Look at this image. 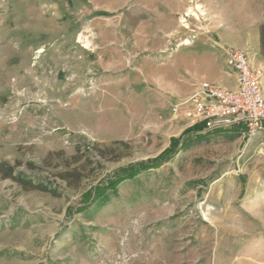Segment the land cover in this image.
Wrapping results in <instances>:
<instances>
[{
    "label": "rangeland",
    "instance_id": "374dc122",
    "mask_svg": "<svg viewBox=\"0 0 264 264\" xmlns=\"http://www.w3.org/2000/svg\"><path fill=\"white\" fill-rule=\"evenodd\" d=\"M263 22L264 0H0V162L57 193L0 177V264H264V131L167 120L226 48L261 69Z\"/></svg>",
    "mask_w": 264,
    "mask_h": 264
},
{
    "label": "built area",
    "instance_id": "2783aa9c",
    "mask_svg": "<svg viewBox=\"0 0 264 264\" xmlns=\"http://www.w3.org/2000/svg\"><path fill=\"white\" fill-rule=\"evenodd\" d=\"M224 56L236 75L237 89L204 80L171 105L167 120L202 126V134L238 129L243 140H253L264 131V69L253 67L248 54L238 48H226Z\"/></svg>",
    "mask_w": 264,
    "mask_h": 264
},
{
    "label": "trees",
    "instance_id": "16d2710c",
    "mask_svg": "<svg viewBox=\"0 0 264 264\" xmlns=\"http://www.w3.org/2000/svg\"><path fill=\"white\" fill-rule=\"evenodd\" d=\"M260 35H261L262 51L264 54V22L260 28ZM202 128H203L202 126L196 125L194 127L187 129V132L197 133V135L195 136V139L197 140V142H200L203 139H205L204 135L202 133H199V131H201ZM115 144L123 145L124 142H116ZM178 144H179V140L173 139V143H172L173 146H171L169 149L164 151L159 157L149 160V161L138 162V163H133L129 165L127 168L123 169L119 175H117L118 176L117 179L119 181L117 180L116 182H112L111 188H113L114 190V187H116L119 182H122L127 179H133L137 174L141 173L144 170L156 168L163 162V160L168 161L169 158H171V156L169 155L172 153V149L174 147H177ZM190 145L191 143H186L183 145V147L186 149ZM112 150L113 149L111 147H106L103 149L97 148V152L102 158H107L108 156L107 154L111 152ZM17 167L18 166L12 165L8 162H0V177L4 180L9 179L17 183L25 190H39V191L51 193L55 196L57 195V193L51 187L43 183H35L31 179L26 178L22 172L17 171ZM76 176L77 175L73 171H69L62 175V179L69 181V180L78 178V176L77 177ZM106 190L107 189H101V188L100 189L97 188L95 190L96 197L103 202H105L106 200V192H105Z\"/></svg>",
    "mask_w": 264,
    "mask_h": 264
},
{
    "label": "crops",
    "instance_id": "0c3cea01",
    "mask_svg": "<svg viewBox=\"0 0 264 264\" xmlns=\"http://www.w3.org/2000/svg\"><path fill=\"white\" fill-rule=\"evenodd\" d=\"M257 66L264 69V59L260 61ZM213 82H216L223 87L237 89L236 75L232 72L228 73L226 77L214 80Z\"/></svg>",
    "mask_w": 264,
    "mask_h": 264
},
{
    "label": "bare ground",
    "instance_id": "6f19581e",
    "mask_svg": "<svg viewBox=\"0 0 264 264\" xmlns=\"http://www.w3.org/2000/svg\"><path fill=\"white\" fill-rule=\"evenodd\" d=\"M197 9L201 10V7L198 6ZM190 15H193V10L192 9L188 10V14L185 17H189ZM194 15H197V14H194ZM201 15H204V14H202V11H201ZM184 27L187 28L186 25H184ZM190 44H191L190 41H186L185 43H183V45H186V46H189ZM86 46H88V44Z\"/></svg>",
    "mask_w": 264,
    "mask_h": 264
}]
</instances>
